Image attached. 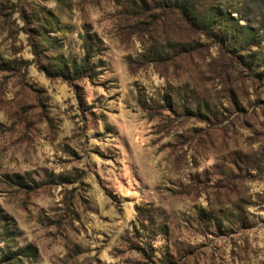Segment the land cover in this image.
<instances>
[{
    "label": "rangeland",
    "instance_id": "374dc122",
    "mask_svg": "<svg viewBox=\"0 0 264 264\" xmlns=\"http://www.w3.org/2000/svg\"><path fill=\"white\" fill-rule=\"evenodd\" d=\"M171 2L0 0V264H264V0Z\"/></svg>",
    "mask_w": 264,
    "mask_h": 264
},
{
    "label": "trees",
    "instance_id": "16d2710c",
    "mask_svg": "<svg viewBox=\"0 0 264 264\" xmlns=\"http://www.w3.org/2000/svg\"><path fill=\"white\" fill-rule=\"evenodd\" d=\"M189 0H172L171 6L173 9L177 10L180 15H182L192 26L201 28V24L203 23L200 21L197 15H195L191 8L188 6ZM205 24V23H204ZM205 27V26H204ZM88 63L84 59L80 64L74 65L70 69V74L67 75L62 68H58L52 73H48V77L60 78L64 80H77L81 78H88L91 79L92 75L89 73ZM21 184V183H20ZM18 184V185H20ZM21 253V252H20ZM3 261L9 259L7 256L2 257Z\"/></svg>",
    "mask_w": 264,
    "mask_h": 264
}]
</instances>
